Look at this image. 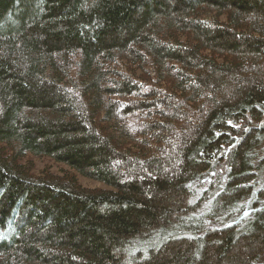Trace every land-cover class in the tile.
I'll use <instances>...</instances> for the list:
<instances>
[{
    "label": "trees",
    "instance_id": "16d2710c",
    "mask_svg": "<svg viewBox=\"0 0 264 264\" xmlns=\"http://www.w3.org/2000/svg\"><path fill=\"white\" fill-rule=\"evenodd\" d=\"M263 145L264 0H0V264H264Z\"/></svg>",
    "mask_w": 264,
    "mask_h": 264
},
{
    "label": "rangeland",
    "instance_id": "374dc122",
    "mask_svg": "<svg viewBox=\"0 0 264 264\" xmlns=\"http://www.w3.org/2000/svg\"><path fill=\"white\" fill-rule=\"evenodd\" d=\"M263 149H264V145L261 147L259 154H258V158L261 159L262 161H264V150ZM47 164L50 165L51 169L56 172L68 169L66 165L62 163H53L51 160H48V159L36 160L37 169H40ZM221 168L223 169V167ZM222 169L220 170L222 171ZM256 172H257V177H256L257 186L256 187L259 188L261 186H264V167L259 169L258 171L256 170ZM79 179L83 185L88 186V187H106L104 183L93 180V179H88L82 176H79Z\"/></svg>",
    "mask_w": 264,
    "mask_h": 264
}]
</instances>
